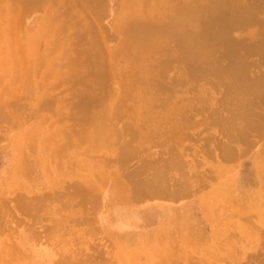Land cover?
Listing matches in <instances>:
<instances>
[{
	"label": "rangeland",
	"instance_id": "rangeland-1",
	"mask_svg": "<svg viewBox=\"0 0 264 264\" xmlns=\"http://www.w3.org/2000/svg\"><path fill=\"white\" fill-rule=\"evenodd\" d=\"M66 1L62 3L61 8L59 9V10H63L64 13L71 11V8H69L70 2H67L66 3L67 6H66L65 5ZM105 1H106L105 4H107L105 11H104L105 17H102V18L99 17L100 21L96 20L98 24L95 22L94 18H93L94 20L93 21L92 17L88 18L86 16V13L83 11L81 12V10L78 11L81 13L80 17L74 18V20H75V25L78 28H81L83 26L81 29L85 31L83 32L84 33L83 35L85 36L83 37L85 42L88 39H90L91 35L89 33V30L90 32L91 30L92 31L94 30L92 28L90 29V27L94 26L95 29L98 30L97 35L98 36L101 35V37H98L95 33L97 32V30L94 31V34L97 36L98 44L100 45L102 43L100 45L101 48L102 47L105 48L106 46V49L108 52V50H112L116 44V40L115 39L113 40V36L111 33V26L116 20L115 19L116 14L119 9V4H118L119 0H105ZM163 1L166 2L165 10H167V14L170 16H171V13H173V11H179L180 8L183 9L185 5L189 4L188 2H191V0L190 1L188 0H163ZM243 2H245L247 6H250L254 9L252 10L254 11L253 13V17L255 18L253 19L254 22L252 21L253 24L251 23L240 24L239 26L233 27L232 29H230L231 32L229 31L228 38L229 40L231 39L230 41L233 42L234 45L237 46L236 50L240 53L239 56L241 57V63L243 62L244 64L242 65L246 66V69H247L246 70L247 77H249V79L251 78V80L252 78L255 79L256 77L257 79L260 78L261 83L264 84V58H263V54L261 55L262 52L260 48L258 49V47H261L264 44L263 42L264 41V25H263L264 23V0H243ZM55 4L56 3H52V7L53 6L55 7L56 6ZM11 6H12V3H11ZM77 7L76 8L74 7V8L78 10ZM169 9L170 10L173 9L171 10L172 12L168 11ZM42 13H43L42 10L41 12L39 10H36V11L33 10L27 14L25 12L20 11V14H21V16H19L20 21L23 22L24 20L23 23H26L28 26H33L34 19L38 16H42ZM87 15L89 16V13ZM88 21H91L90 25ZM260 21H262L263 23ZM92 22L96 26L93 25ZM17 24H15V28L18 26ZM76 33H77L76 29H70L67 31V35L70 36L69 37L70 43L66 46V48L64 49V52L63 50L62 52L61 51L58 52V54L62 53L66 58L73 60L72 62H69L71 63V65L68 64V66L64 67L62 74L61 75L59 74V76L55 79V81L48 82L47 86L45 85L46 87L41 88L40 90V92L42 91V93L45 94L46 100L51 101V107L53 109L51 110L50 113H48L49 111L47 110L45 111L41 110L39 108V104L29 106L30 104H28V101L24 100L21 95L17 97L18 92H13L14 94L13 96H15L14 98L11 96H6L7 95L6 94L3 98H1V101L3 102H1V105H0V113H2L5 116V115H9L10 109L12 112L16 108V104L19 103L17 104L19 105L17 106V108L23 107V106L25 107L23 108V110L24 109L25 110L24 111L22 110L23 113L21 112L22 115H20L22 120L28 121L26 117L30 114H32L33 115L32 117L34 118L35 116H40L44 118L43 126L45 128H48L49 130H51V132L55 131L56 134H58V136L60 134L59 129L61 130L62 132L61 133L62 136L60 137L61 142L58 141V144L60 143L63 144V155L62 157L55 159V161L53 162V169L56 171L57 167H59L61 163H63V165L68 164L67 166L69 170L71 171V174L69 178H66L67 180L65 183V187L63 186L65 190L61 185L54 186L52 189L45 187L46 186L45 179L42 174L43 170L41 171L42 167L40 165L41 158L39 155H37V153L31 152V151H35V148H29L27 146L25 147L19 146V148L16 149L17 151L21 152V156L23 153L24 164L22 160L21 165L23 166L22 168L23 170L14 171L12 160H13V157L15 158V155L13 152L14 149L11 146L12 140L14 139L15 136H19V139H21L22 138L21 135L24 133V131L22 128L12 127L11 125H9L7 121L5 122V120L3 121L0 120V124L2 121V124L0 125L1 127L0 136L2 138L0 139V198L5 199L4 201L7 203L8 207L12 209L16 205L15 203H16V200L19 194H20L19 197L24 198L25 196L26 199L37 198L38 196H39L38 198H41V197L47 198V196H50L51 194H53V191H54V194L58 195V193H62L63 191L64 192L70 191L71 190L70 186L73 183L83 182L86 180L87 184L92 186L93 198L95 199L97 197L98 202L96 199L95 201L96 206L95 207L92 206L93 207L92 208L88 205V207L91 208V209H88L86 208L87 205L81 206V207L78 206L79 204L76 205L77 204L76 200H74L75 202L74 201L72 202V204L74 203L72 205L73 207L70 208L71 206L70 205L66 207L67 209L66 208L60 209L61 201L58 200V197H55L54 200L55 201L58 200L57 202L58 203L60 202V204L55 203V202L53 203V201H50L47 199L46 202H44L43 210L47 207V206L45 207V205H48V204H49L48 207L50 209L46 208L45 211L43 212L42 210H40L42 212V215L43 214L45 215L42 216L41 213L38 212L40 216L38 215L39 217L37 218L39 219L35 217L33 218L35 220V221L33 220L35 223L32 221V218L30 220V216L26 214L28 216L27 217L23 215L22 213H20L18 210L13 211L12 214L14 215H11V214L5 215L1 223L3 227L2 229H4V230L1 229V231H5V232H0V249L1 250L4 249L6 251L5 247L11 246L15 244V242L18 243L17 240H19L18 239L19 235L22 232H27V231L35 232L36 231L35 234L40 235L41 237L39 238L38 236L39 238L38 240L36 239L37 236L31 233L34 236V237L31 236L32 243L40 251L39 252L40 255H37L36 259L34 258L31 260V258L24 257L23 259H21V262H18L15 259H13V256H11L8 253L5 255V260L9 261V264H12L14 262H16L17 264H28L31 261L35 264H54V263L56 264V262H58V264H61L59 262L60 260H62L64 256H66L67 254H72V256H75L78 259L81 258L83 260H86V259L91 260L92 258H94L92 260L96 261L98 258L97 260L98 263L96 261L95 262L96 264H101V263L103 264H124L120 262L121 261L120 259L124 257H127V258L132 257L131 254L136 249V247L139 246L140 239H143V240L145 239L147 242H149L147 240L148 236L145 237V234L147 232H150L151 229L156 227L158 218L160 219L164 218L163 213H167L166 211L168 207H171V208L175 207V208H180V210H183L185 214L180 215V217H176L177 218L176 223H174L172 228H174L175 225L177 226L175 227L176 230H174V233H173L174 236L172 237V239H170L171 241H169L166 238L164 239L165 241H163L162 243L157 244V243L150 242L149 243L150 245L154 246L155 244L157 245L155 247H158L159 244H161V246L167 247L170 244L173 250L174 259H178L181 263L186 262L185 264H241V263L242 264L243 263L245 264L246 263L247 264H264V263H260L261 262L260 259H262V262H264V257H263L264 256V207H263L264 206V199H263L264 198V183H261L259 175L257 174L256 167L254 165V160H255L254 155H256L263 148L262 142L264 140L263 139L264 133L261 135V142H257V140H253V138H251L252 140H250V142L253 141L254 142L253 145H249L247 147H244L245 145H242V144L238 145V148L242 149V152H245L244 154L242 153L241 156H239L240 154L239 155L236 154L239 157L235 156L229 161H227V159H225L226 160L225 161L219 156L221 155L220 154L221 146L228 143L227 142L228 138H226L227 130H225L226 124L224 126L222 121L229 119V117H231L230 114L233 115L236 112V109H235L236 105L234 106V104H236L235 99L237 98L233 96L234 94H233L232 88H230L231 91L228 90L229 93L224 92L225 90H227L225 88L229 87L228 85L231 83V80L226 78L224 75L221 76L220 73L219 74L217 73L215 75L207 74L205 75V78L203 76L201 78H195V79L191 78L192 80L188 81V80H185V78L179 76L178 74V69L182 71L186 70L185 67L183 68L184 65L183 66L181 65V68H180V64L176 65L174 64V62H172L171 64H173V68L171 69L169 67L170 70L168 69V71L165 72L164 74L166 75L165 77H159V75H157L158 77L155 76V78L156 77L158 78V81L161 80L160 82L165 88L164 96L166 95L168 96V98L165 96V100L163 101L164 103L158 102L156 105H154L153 110L154 112H156V114L158 113V115L160 116L161 113L162 115L164 114L165 112L164 110H167L168 108L172 106V108L175 109L173 112L175 114L177 112L176 114L177 117L175 116V114H174V117H176L180 121L178 122L180 123L179 124L180 126H178L177 124L179 128L174 130L170 136L154 137L152 138L153 141L147 140L145 137H142V134H144L145 136V133L152 132V127L148 126L145 123L146 122L145 118L147 115H145V112L143 110H142L143 112H141V109H139L138 107H136L137 111L133 109L134 106H136L135 101L132 102L130 100L132 102L131 103L130 101L126 100L125 102H123V104L124 103H127V104L126 106L123 104L121 105V108L119 110V115L116 118L117 120H114L111 123L113 124L112 126L113 128L116 127L115 129L117 130H113V131L115 132L118 131L117 132L119 133L118 137L120 136V138L118 139L120 140L114 143L115 146L114 147L112 146L110 151H104V150L95 151L92 148L93 146L91 145L93 143L89 142L91 140L90 138L85 137L86 140L87 139L88 140L85 141L84 143L83 142L79 143L80 141H77L80 138L81 140H84V136H88L89 132L92 134L94 130V129L93 130L89 129V128H93V126L90 125L92 124V121L90 120V117L83 116L84 114H82V112L80 111L81 107H79L80 105L78 104V102H79L80 93H82L80 89L82 88L84 84H87L86 81H90V79L92 78L91 76L92 72L94 73L96 71L95 69L91 71L89 67L87 68L86 67L87 65H85L84 61L83 62L78 61V59L84 60V58H82V55H83L82 51L87 49L88 47L85 42L83 44L82 42L81 43L78 42V39H76V36L78 34L76 35ZM9 42L12 43V41H9ZM99 45L98 47L100 48ZM218 47H219L217 49L218 55L217 53L214 52V54L216 55L213 58L216 59V61L218 60V62L222 61V63H220L222 66H227L229 64V60L227 58H222L220 56V53H221L220 51L223 50L222 49L223 47L225 49L226 46L219 45ZM253 48L255 51L253 50ZM106 49L105 50L100 49V51L102 50L101 52L104 55L108 54L107 52L104 53ZM21 55L22 56H18L19 63L15 62V64L13 65L6 66L5 69L15 70L17 67L19 68L21 64V60L24 61L23 65L26 66L28 63L27 62L28 60H26L28 59V56H26L25 54H21ZM56 57L57 56L55 55H50L44 61V64H42V66L45 67L46 61L47 63H49L50 61L52 62L54 61ZM107 57L109 56L108 55L104 56V58L109 60V58ZM219 57L221 58V60ZM106 59H105V63L107 61ZM163 59L166 60L165 57ZM112 60H113L112 62H114L115 67L113 65H110L109 61L107 62H109L108 65L110 66H107V64L105 65V70L107 67L111 68V69L107 68L108 73H112L111 71H114V68L116 70V65H119V62H120L119 60H115V59H112ZM260 62L262 63V66ZM153 65H155L156 67L157 64L155 63ZM175 65L178 66V68H176ZM111 66H113L114 68ZM26 67H29V66H26ZM155 67L154 69L156 71L158 67L156 68ZM81 71H85L86 74L82 75ZM64 72H67L68 75L64 74ZM9 77L7 78L11 80ZM217 77L219 78V80H217L218 79ZM220 77L224 83L220 81ZM81 78H83V80H81ZM111 78L112 77H110V79ZM8 79L0 81V89H2L3 86L5 87V85L9 83ZM110 79L108 78L109 82L107 84V87L109 88L113 86V89L111 87V89L108 90V92L110 91L111 93H114V94L108 96L107 93H104L99 90H94L91 93L93 96L96 97L95 100L97 101V102L95 101L94 103L95 105L93 104L92 107H90L92 114L94 113L98 114L99 112H101V109H104L109 104H111V100H109L110 98L108 97H112V96L114 97L115 95L119 93V82H117L118 80L116 78H113V80H110ZM114 79L116 80V82L114 81ZM82 81H85L84 84H81ZM110 81L114 82L113 85L111 84L112 82L110 83ZM215 82H216V86L213 85L215 84ZM218 82H221V84ZM226 82L228 83V85L226 84ZM224 84L227 85V87L224 88ZM146 86L143 85L139 89V92L143 96H148L150 92L149 90H147ZM230 87H232L231 84H230ZM100 95L102 96L100 97ZM200 95H202L201 99H200ZM103 96H106V97H103ZM140 96L137 98L139 105H141V99L143 97L142 96L140 99ZM161 96L163 95L161 94ZM106 98H108L109 102L107 101ZM10 99L12 100V102ZM143 100H144V97H143ZM103 101L107 102V105H104L105 103ZM2 103H6V104L2 105ZM6 105H9V106H6ZM232 106H234V109ZM125 107H128V108H125ZM4 108H5V111L7 110V112H9L8 114L7 112L6 113L4 112ZM26 108L28 111L26 110ZM32 110H34V112ZM127 110L129 111V113ZM120 112L122 114H120ZM130 112L131 114L132 113L133 114L131 115ZM123 113H126L127 116L131 115L130 118L127 117L126 119L124 117L126 115L123 116ZM83 117H86L88 119H85L84 121ZM122 117L125 118L124 119L125 121L123 120ZM221 119L222 121H219ZM32 121H33V118H32ZM129 122L130 124L131 122H133L131 124L133 127H131V125L129 126ZM82 123H85V124H82ZM127 125L128 127H130L129 128L130 132H132L131 134L129 132L130 134L129 136L131 138L127 137L128 132L125 131L126 129L129 131ZM136 130L139 132H137ZM182 131H183V134H182ZM122 133L124 134L122 135ZM132 135L134 139L132 138ZM139 135L141 138H139ZM177 136L179 137L178 139H177ZM127 139L130 141L129 143L127 142ZM131 139L133 141H131ZM136 139H137V144L135 142ZM128 144L129 146L131 144L132 146H135L134 150L136 153L135 155H133L134 157L133 156L130 157L131 159L129 158L128 161L127 160L126 162L121 161L119 163L118 162L119 159L116 158L119 152L118 150H120L122 146L128 145ZM174 148L175 150H177L176 151L178 152L177 154L175 153ZM243 148H246V149H243ZM258 149L259 151H257ZM137 150H139V153H137L138 152ZM70 155H71V158L68 159ZM173 156H175L176 160L179 159L178 161H182L185 163L183 164L185 165L186 168L184 169V166L181 165L180 173L181 171H182L181 173L182 175H184L185 173L187 177L186 179H188L187 183H189V188L192 186V182H194L193 183L194 186L189 189L191 192L190 196L187 195L186 197H182L179 200H172V199H167V198L166 199L165 198H145L140 201H133V202L130 201V203L127 204L128 207L135 208L137 211L141 212L142 214L141 217H138L137 213L131 214L125 211L124 209H126L127 207L124 205L123 202H121L122 201L121 191H120L121 189L118 188L116 184L118 183L122 185L123 187H125L127 190V194L132 195L130 188L132 189L137 182H140L141 180L145 178L147 180L153 177L152 174L155 172L156 169H158L161 172H165V174L167 172L166 177L168 176L169 177L165 179V183L166 182L168 183V181L170 180L169 185L170 184L172 185L178 179L180 175L178 173L179 170L176 172V170L168 171L166 169V167L169 166L166 163L169 162L170 164L172 160L175 159ZM108 158L111 162V164L110 162L108 163L109 165L107 164L108 161H106L108 160ZM260 160L264 161V155L261 156ZM112 161L114 163L116 161V164L114 166H111L113 164ZM122 162L123 164H121ZM118 165H120L121 167ZM159 167L161 168L159 169ZM182 167L184 170L182 169ZM139 168L141 170L142 168H144L146 171H144L143 173L140 171ZM49 170H50V167H49ZM185 170L188 173L185 172ZM19 171H21L22 173ZM137 171L139 173H137ZM125 173L126 175H130V174H133V175L126 176V177H129V178H126ZM22 182L29 184L30 189L28 188L24 189L21 186ZM32 184H34L33 185L34 187L32 186ZM196 184L199 185V187L196 186ZM195 186L196 188H194ZM67 187H69L70 189L68 190ZM111 187L112 189H110ZM213 190H217V191L219 190L218 195L215 198L214 196H212L210 199H207L208 195ZM16 193L18 194V196ZM41 194L42 196H40ZM12 197L16 199H13ZM98 203L99 205L97 207ZM204 203L207 205L209 204V207H210L209 215H211L209 217H211L212 219L207 217L205 215L206 213H203V211L200 210L199 206ZM215 204H217L218 207L215 206ZM258 204H260V207H258L259 206ZM53 205L55 206V208L53 207ZM56 208L60 210L58 214L56 213L54 214L53 212L56 210ZM64 209H66V211ZM36 213L32 212L31 214L36 215ZM81 213L82 215H80ZM11 216H13V218H11ZM14 216H15V219H14ZM42 217L44 221H41L40 218ZM185 217L187 218V220L185 219ZM18 219H21L23 223L21 222V224H19L20 222H18ZM184 219L186 220V223L184 222L185 221ZM78 220L79 221L81 220V222H78ZM83 220L84 222H82ZM85 220L87 223L85 222ZM181 220H182V223H181ZM36 221H39V222L37 223ZM118 221L119 223H122L124 225H128L129 223H130L129 225H132L134 223L137 224V228H135L136 233L134 230L133 236L131 237L130 240H126V238H123V237H120V239H116V237L111 236L110 230H112L113 227L115 228L117 227ZM148 221H150V223ZM17 222L19 226L16 224ZM110 222L113 223L112 226L109 224ZM79 223H82L83 225L81 224L80 225L81 227H80L78 225ZM47 227L49 228L47 229ZM53 227L57 228V231H58L57 233L54 232ZM64 228H66V232H64L65 231ZM87 228H89V230H87ZM238 228H244L247 230L248 233L243 235ZM83 229L87 230L85 234L83 233L84 231ZM11 230L13 231V233ZM43 230H46V231L44 232ZM71 230L73 231V233L77 231L75 235L70 234ZM47 231L48 233H46ZM167 231L169 234L163 233V236H168L173 232L172 229H167ZM175 231H177L178 233L176 234ZM41 232H44V233H41ZM49 233L51 237L48 235ZM62 234H66V235L62 236ZM47 236H49L50 238L46 239ZM80 236H81L80 239L82 241L86 240L85 243H82V241L79 240ZM34 238L36 241H34ZM73 238L75 239V243L72 240ZM45 239L47 243L45 242ZM131 240H133L132 241L133 244L132 242H130ZM10 241H13V242H10ZM72 242L75 244L74 245L75 247L73 246ZM76 242L77 243L80 242V244L76 245ZM96 245L98 247H96ZM81 247L83 248V251L81 250ZM77 248H79L81 251L77 250ZM150 249H152L151 246L142 248V251L140 252L141 254L139 255H143V256L141 257L139 256L137 257V259L133 258V259H136L135 264H155V263L147 262V261H150L151 259L150 258L149 260H147V258L150 256L149 254L151 251ZM80 252H83V253H80ZM99 252L102 254H99ZM47 253L49 254V256H46ZM56 253L59 255L61 254V256L63 255L64 256L60 258L61 256H58ZM87 253L88 255L90 254L91 256L87 257ZM95 253L97 256L95 255ZM257 253L259 254L257 255ZM253 255L254 256L256 255V257H254ZM259 256H260V259H259ZM256 258L259 261H257ZM104 260L107 262H105Z\"/></svg>",
	"mask_w": 264,
	"mask_h": 264
},
{
	"label": "bare ground",
	"instance_id": "bare-ground-1",
	"mask_svg": "<svg viewBox=\"0 0 264 264\" xmlns=\"http://www.w3.org/2000/svg\"><path fill=\"white\" fill-rule=\"evenodd\" d=\"M64 1H66V0H0V81L8 79L7 77H9V76H10L9 78L11 79V80L8 79L9 80L8 81L9 83L7 84L8 86L5 85V87L3 86V88L0 89V105H1V102H3V101H1V98H3L6 94H7L6 96H11L14 98L15 96H13L14 95L13 92H18L17 97H19L21 95L24 100L28 101V104H30L29 106L39 104V108L41 110H44V111L45 110L49 111L48 113H50L51 110L53 109L51 107V101L46 100L45 94H43L42 91L40 92V90H41V88L46 87L48 82L55 81V79L59 76V74L60 75L62 74L63 68L68 66V64L71 65V63H69V62L73 61V60H70L69 58H66L62 53H61L62 55L60 53L58 54V52H60V51L62 52V50L64 52V49L70 43V38H69L70 36L67 35V31L70 29H76V31H77L76 35L78 34L76 36V39H78L79 43L82 42V44H83L85 42V40L83 38V37H85L83 35L84 34L83 32H85V31L83 29H81L83 26L81 28H78L75 25V20H74V18L80 17L81 13L78 11L81 10V12L82 11L85 12L86 16L88 18L92 17V20L94 18V20L96 22V20L98 21L100 19L99 17H101V18L105 17L104 11H105V8L107 5V4H105L106 3L105 0H70V1L68 0L65 2V5L67 2H70L69 8H71V11L64 13L63 10H59L62 6V3H64ZM188 1H190V0H188ZM11 3H12V6H11ZM52 3H56L55 4L56 6L52 7ZM188 3L189 4L186 3L187 4V5H185L186 7L184 6L183 9L182 8H180V10L178 9L179 11H173V13H171L172 12L171 10H173V9H171V10L169 9L168 11H171L170 12L171 16H170L167 14V10H165L166 2L163 0H119L118 1L119 9H118V12L116 14V18H115L116 20L113 23V25L111 26V33L113 36V40L114 39L116 40V44H115L114 48L112 50H108V52H107L106 46H105V48L104 47L101 48L100 45L102 43L100 45L98 44V41H97L98 30L95 29L94 26H93L94 28L92 26L90 27V29L92 28L94 30L93 31L91 30V32L89 30V33L91 36H90V39H88L85 42L88 48L82 51V53H83L82 58H84V60L78 59V61H80V62L84 61L85 65H87L86 66L87 68L89 67V69L91 71H93L95 69L96 72H94V73L92 72V75H91L92 78L90 79V81H86L87 84L89 83L88 85L84 84L85 81H82L81 84H84V85L80 89V91L82 93H80L78 104L80 105L79 107H81L80 111L82 112V114H84L83 116L90 117V120L92 121V124H90V125H92L93 128H89V129H92V130L94 129V130H93L92 134L89 132L90 135L88 133V136H84V140H81V138L80 139L78 138L79 140H77V141H80L79 143H82V142L84 143L85 141H87L88 139L86 140V138H85V137H87V138L91 139L89 142H92L93 144H91V143H89V144H91L93 146L92 148L95 151L96 150L110 151L112 146L113 147L115 146L114 143H116L120 140V139H118V138H120V136L118 137V134H119V133H117L118 131H116V132L113 131V130H117V129H115L116 127L113 128L112 127L113 124H111V123H112V121L117 120L116 118L119 115V110L121 108V105L126 100L127 101L131 100L132 102L135 101L136 106L133 105L134 106L133 109L137 111L136 107H138L139 109H141V112L144 111L145 115H147L145 118V121H146L145 123L148 126L152 127V132L151 133H148V132L145 133V136H144V134H142V137H145L147 140L153 141L152 138H154V137L170 136L173 133V131L176 130L177 128H179L178 126H180L179 125L180 123H178L180 121L176 118L177 112L175 114L173 112L175 109H173L171 106L170 108L167 107L168 109L164 110L165 111L164 114L162 115V113H161V115L159 116L158 113L156 114V112H154L153 108H154V105H156L158 102L164 103L163 101L165 100V96H166V95L164 96V94H165L164 89L165 88L162 85V83L160 82L161 80L158 81L157 75H159V77H165L166 75H164V74H165V72L168 71L169 67L171 69L173 68V64H171L172 62H174V64H176V65L180 64V68H181V65L182 66L184 65L183 68L185 67L186 70L182 71V70L178 69V74H179V76L185 78V80H188V81L192 80L191 78H194V79L195 78H201L202 76L205 78V75H207V74H214L215 75L217 73L218 74L220 73L221 76L224 75L226 78L231 80L230 84L232 87H230V84L228 85V83H227L230 80L227 81L226 84L229 87H227V85L224 84V88L227 87V88H225L227 90H225L224 92H228V90L231 91L230 88H232L233 94H234L233 96H235L238 99V100L235 99L236 104H234V106L236 105L235 109H236L237 113L234 110L235 113L233 115L230 114L231 117H229V119H226L224 121H222V119L219 120V121H222L224 126L226 124V126H225V130H227L226 131V133H227L226 138H228L227 139L228 141L226 140L228 143L222 145L221 149H220L221 153L219 152L221 154L219 156L222 159H224V160L227 159V161H229L239 154H240L239 156H241L242 153L244 154L245 152H242V149L238 148V145H240V144L245 145L244 147H247L249 145H253L254 142L253 141L250 142V140H252L251 138H253V140H257V142H261V135L264 133V84L261 83L260 78L257 79V77H256L255 79L252 78V80H251V78L249 79V77H247V72H246L247 69H246V66L242 65L244 63L243 62L241 63V57L239 56L240 53L236 50L237 46L234 45V43L230 41L231 39L229 40V38H228L229 37L228 36L229 31L233 27L239 26L240 24H248V23L253 24V22H254L253 19H255V18L253 17L254 11H252V10H254V9L250 6H247L245 4V2H243V0H191V2H188ZM72 5L75 8L78 6L79 7V8L77 7L78 10H76ZM33 10H35V11L39 10L40 12H41V10L43 11L42 16H38L34 19V21H33L34 25L33 26H28L26 23H23L24 20H23V22L20 21V17H19V16H21L20 11L25 12L27 14ZM88 13H89L90 17L87 15ZM102 15H104V16H102ZM24 16H26V15H24ZM28 16H29V14H28ZM88 22L90 25L91 21H88ZM260 22H262V21H260ZM15 24L18 25L17 26L18 28L17 27L15 28ZM92 24H93V22H92ZM30 25H32V24H30ZM93 25H95V24H93ZM263 25H264V23H263ZM96 30H97V32H95V33L97 36L94 34V31H96ZM212 30H213V32H212ZM80 31H81V33H80ZM210 33H212V34H210ZM98 37H101V35ZM9 41H12V43H10ZM260 43H262V42H260ZM241 44H243V43H241ZM98 45L100 46V48L98 47ZM219 45L226 46L225 49H224V47L223 48L221 47L223 50L220 51L221 52L220 56L222 58H227L229 60V64L227 66H222L220 64V63H222V61L218 62V60L216 61V59L213 58L216 55V54H214V52L217 53V55H218L217 49L219 48L218 47ZM254 48H253V50H254ZM259 48L262 52L261 55L263 54V58H264V44L261 47H258V49ZM100 49H104V50L106 49V51H104V53L105 52L108 53L105 55L109 56V57H107V58H109V60L104 58L105 55L101 52L102 50L100 51ZM21 54H25L26 56H28V59H26V60H28L27 61L28 63L26 66H29V67H26L25 65H23L24 61L21 60V64H20L19 68L17 67L15 70L5 69L6 66L13 65V64H15V62L19 63L18 56H22ZM50 55H55L57 57L52 62L50 61L49 63H47V61H46L45 67L42 66V64H44V61ZM166 56H168L169 59ZM164 57L166 58V60L163 59ZM215 58H217V57H215ZM105 59L107 61H109L110 65H113L114 67H115V65H114V62H112L113 61L112 59L120 61L119 65H116V70L113 66H111L114 68V71H111L112 73H108L107 68H109V69H111V68L107 67L110 65H108L109 62H107V61L105 63ZM220 60H221V58H220ZM155 63L157 64L156 67H158L156 71L154 69L155 65H153ZM106 64H107V66H106L107 72L105 70ZM260 64L262 66L261 62H260ZM176 65H175V67L178 68V66H176ZM76 73H77V71H76ZM64 74L68 75L67 72H64ZM81 74L84 75V74H86V72L81 71ZM155 76H157V77L155 78ZM110 77H112V78L110 79ZM108 78L110 80H113V78H116L118 80L117 82H119V93L117 95H115L114 97L113 96L108 97L109 95L114 94V93H111L110 91L108 92V90H110L111 87L113 89V86H111L109 88L107 87V84L109 82ZM155 79H157V80H155ZM81 80H83V78H81ZM217 80H219V78ZM114 81L116 82L115 79H114ZM147 81H148V83H147ZM220 81L223 82L221 77H220ZM111 82L112 81H110V83ZM216 82L213 85L216 86ZM221 82H218V83L221 84ZM113 83L114 82H112L111 84L113 85ZM143 85H145V86L147 85L146 86L147 90L150 91L149 94L147 93L148 96H143L139 92V89ZM94 90H99V91H102L104 93H107L108 94L107 97L110 98L109 100H111V104H109L105 108L102 106L104 109H101V112L98 111L99 112V113L97 112L98 114H95V113L92 114L91 113L92 111L90 110V107H92V105L96 101L95 100L96 97L91 94ZM204 90H206V89H204ZM114 91H115V89H114ZM200 91H201V89H200ZM109 93H111V94H109ZM161 94L163 96H161ZM170 94H171V92H170ZM138 95L139 96L141 95L140 99L142 96L144 97V100H143V97L141 99V105H139V103H138V99H137L139 97ZM101 96L102 95H100V97ZM201 96L202 95H200V99H201ZM103 97H106V96H103ZM166 97L168 98V96H166ZM224 97H225V95H224ZM235 97H233V98H235ZM108 98H106V99L109 102ZM99 99H101V98H99ZM227 99H228V97H227ZM160 100H162V101H160ZM11 102H12V100H11ZM104 103H105L104 105H107V102H104ZM4 104H6V103H2V105H4ZM17 104H19V103H17ZM17 104H16V108L12 112L10 109V113L7 112V110L5 111L6 107L4 108V112L5 113L7 112V114L9 113V115L4 116L2 113H0V120H2V121L5 120V122L7 121L9 123V125H11L12 127L22 128L24 131V133H23L24 135L23 134L21 135L23 139L22 138L19 139V136H15L14 139L12 140L11 146L14 149L13 152L15 155V158L13 157V160H12L14 171L23 170L22 169L23 166L21 164H22V162L24 164L23 153L21 156V152L17 151L16 149H18L19 146L20 147L27 146L29 148H35V151H31V152L37 153V155H39L41 158V161H40L41 164L40 165L42 167L41 171L43 170L42 174H43L44 179H45V185H46L45 187L50 188V189H52L54 186H60V185L62 187L63 186L65 187V183L67 180L66 178H69V176L71 174V171L69 170V168L67 166L68 164L66 163L67 165H63V163H61L60 166L57 167L56 171L53 169V162L55 161V159L62 157V155H63V144H61V143L58 144V141L61 142V139H60V137L62 136L61 130L59 129V132H60L59 136H58V134H56L55 131L51 132V130H49L48 128H45L43 126L44 118L40 117V116H35V118H34V117H32L33 115L30 114L31 116L28 115L26 117L28 119V121L22 120L20 115H22V113H23L22 110L25 107L23 106V107L17 108V106H19ZM126 104L127 103H124L123 105L126 106ZM6 106H9V105H6ZM234 106H232L233 109H234ZM7 108H9V107H7ZM125 108H128V107H125ZM26 110H27V108H26ZM34 110H32V111L34 112ZM138 111H140V110H138ZM128 113H129V111H128ZM120 114H122V113L120 112ZM130 114H131V112H130ZM174 114L176 117H174ZM25 115H27V114H25ZM124 115H126V113H123V116ZM131 115H129V116L126 115L124 117L127 119V117L130 118ZM86 117H83L84 121H85V119H88ZM32 118H33V121H32ZM125 118H123V120ZM2 121H1V124H2ZM129 121H130V119H129ZM116 122H118V121H116ZM132 123L133 122H131V124ZM82 124H85V123H82ZM131 124L129 122V126ZM177 124H178V126H177ZM134 125H135V123H134ZM221 126H223V125H221ZM127 127H128V125H127ZM131 127H133V126L131 125ZM226 127H227V129H226ZM129 128L130 127H128V129ZM124 129H126V128H124ZM125 131L128 132V136L127 135L126 136L131 138L129 136L132 133V132H130V129H129V131L127 129ZM129 132H130V134H129ZM137 132H139V131H137ZM66 134H67V132H66ZM123 134L124 133H122V135ZM182 134H183V131H182ZM74 135H76V134H74ZM132 138L134 139L133 135H132ZM139 138H141L140 135H139ZM178 138L179 137L177 136V139ZM0 139H2L1 136H0ZM137 139L135 141L136 144H137ZM131 141H133V140L131 139ZM127 142L129 143L130 141L127 139ZM262 143H263V148L260 151L258 149L257 151H259V152L258 153L256 152L257 154L254 155L255 156L254 165L256 167L257 174L259 175L261 183H264V161L260 160L261 156L264 155V140ZM178 144H179V142H178ZM236 145H237V147H236ZM131 146H132V144L130 146H129V144L124 145L121 147L120 150H118L119 152H118V155L116 158L119 159V161H118L119 163L121 161L126 162V160L128 161L130 157L135 155V153H136L134 150L135 146H132V147ZM85 148H87V147H85ZM243 149H246V148H243ZM174 150H175V148H174ZM137 151H138L137 153H139V150H137ZM176 151L177 150H175V153L177 154L178 152H176ZM239 156H237V157H239ZM173 157L175 158V156H173ZM69 158H71V155H70V157H68V159ZM177 159H178V157H177ZM114 160H116V159H114ZM175 160H176V158L173 159L170 164H169V162L166 163L167 165H169L168 167H166V169L168 171L169 170H174V171L176 170V172H177L179 170L178 173L180 175L178 174L179 177L174 183L172 181V183H173L172 185L171 184L169 185L170 180L168 181V183L167 182L165 183V179H167L169 177V176L166 177L167 172L165 174V172H161L158 169H156L155 172L152 174L153 177H151L150 179H147V180L145 178V179L141 180L140 182H137L132 189L130 188L132 195L127 194L126 188L117 183L116 185L118 186V188L121 189L120 190L121 191V198H122V199L120 198L122 200L121 202H123L124 205L127 207L124 210L131 213V214L137 213V216L141 217V215H142L141 212L137 211L135 208L128 207L127 204L130 203V201H132V202L133 201H140V200H143L145 198H165V199L167 198V199H172V200H179L182 197H186L187 195L190 196L191 192L189 189L194 186V184H193L194 182H192V186L190 185L191 187L189 188V183H187L188 179H186L187 177H186L185 173H184V175L181 174L182 171L180 173L181 165L184 166V169L186 168L184 165L185 163L182 161H178L179 159L176 161ZM106 161H108L107 162V164H108L110 162L109 158ZM113 161H112L113 164L111 166H114L116 164V161H115V163ZM110 164H111V162H110ZM121 164H123V162ZM120 165H118V166H120ZM49 167H50V170H49ZM160 168L161 167H159V169ZM182 169H183V167H182ZM140 171L144 173V171H146V170L144 168H142V170L140 169ZM19 172H21V171H19ZM185 172H187V171L185 170ZM137 173H139V172L137 171ZM130 175H133V174H130ZM130 175H126V173H125V177L130 176ZM126 178H129V177H126ZM196 182H197V180H196ZM33 185L34 184H32V186ZM21 186L24 189H27V188L30 189L29 184H27V183L22 182ZM196 186L199 187V185H197V184H196ZM196 186L194 188H196ZM67 188H68V190L71 188V190L66 191V192L63 191L62 193H58V195L54 194V191H53V194H51L50 196H47V198H45V197L44 198H42V197L38 198L39 197L38 196L37 198L26 199L25 196H24V198H22V197H19L20 194L18 196V194L16 193L18 198H17L16 203H15L16 205L12 209H10L8 207L7 203L4 201L5 199L0 198V232H5V231H1V229L3 228L1 223H2L5 215H8V214L14 215V214H12L13 211L18 210L23 215L30 216V220L32 218V221H33L34 217L37 218L40 216L38 214V212H40L42 215V212L45 211L46 208H49L48 207L49 204H48V205H45V207L46 206L47 207L43 210L44 202H46L47 199L50 201H53V203L54 202L58 203L57 202L58 200L61 201V204H60V202L58 203V204H60V209L66 208L67 206H70V205H71L70 208L73 207L72 205L74 203L72 204V202L74 200H76V203H77L76 205L79 204L78 206H80V207L87 205L86 208L91 209L90 207L96 206L95 201H96L97 197L94 196L96 198L95 199L93 198L92 186L88 185L86 180L83 182H75L70 186V188L69 187H67ZM110 189H112V187ZM64 190H65V188H64ZM125 191H126V193H125ZM218 191L217 190L211 191L210 194L208 195L207 199H210L212 196H214V198H215L218 195ZM45 193H47V192H45ZM47 194H49V193H47ZM219 194H220V192H219ZM40 196H42V194ZM55 197H58L57 201L54 200ZM13 199H16V198H13ZM97 202H98V199H97ZM88 205L90 207H88ZM98 205H99V203L97 204V207H98ZM258 205H259L258 207H260V204H258ZM215 206H217V204H215ZM53 207L55 208L54 205H53ZM199 207H200V210L203 211V213H206L205 215L207 217L211 216V215H209L210 214L209 213L210 212L209 211V208H210L209 204L207 205L204 203V204L200 205ZM66 209H64V210L66 211ZM40 210H42V212ZM64 210H63V212H64ZM59 211L60 210H58L56 208V210L53 212H54V214L55 213L58 214ZM32 212H34V213L37 212L36 213L37 216L31 214ZM166 212L167 213H163L164 218H161V219L158 218L157 219L156 227L151 229L150 232H147L145 234V237L148 236L147 240L149 242H147L145 239L144 240L140 239L139 246L136 247V249L131 254L132 257L121 258L120 259L121 263H124V264H133L134 263L135 264L137 257L143 256V255H139V254H141L140 252L142 251V248H144V247L146 248V247H150V246L152 247V249H150L151 251L149 250L150 256L147 258V260H149L150 258L151 259H150V261H147L148 263H155V264H185L186 263V262L181 263L178 259H174L173 250H172V247L170 246V244L167 247L161 246V244H159L158 247H155V246H157L155 244H154V246L149 244L150 242L157 243V244L162 243L163 241H165L164 239H166V238L169 241H171L170 239H172V237L174 236L173 233H174V230H176L175 227L177 226V225H175V227L172 228L174 223H176V219H177L176 217H180V215L185 214V212H183V210H180V208H175V207H172V208L168 207ZM43 215H45V214H43ZM80 215H82V213ZM31 216H33V217H31ZM49 216H50V214H49ZM212 216H213V214H212ZM11 218H13V216H11ZM209 218H211V217H209ZM14 219H15V216H14ZM37 219H39V218H37ZM40 219H41V221H44L43 217ZM185 219L187 220L186 217H185ZM48 220H50V219H48ZM64 220H66V219H64ZM186 220L184 221L185 223H186ZM8 221H10V220H8ZM18 222H20L19 224H21V222L23 223V221H21V219H18ZM18 222L16 223L17 225H18ZM36 222L38 223L39 221H36ZM78 222H81V220L80 221L78 220ZM82 222H84V220ZM85 222H86V220H85ZM148 222L150 223V221H148ZM67 223H68V221H67ZM181 223H182V220H181ZM61 224H62V222H61ZM81 224L82 223H79L78 225L80 226ZM109 224L112 226L113 223L110 222ZM129 224L124 225L122 223H119V221H118L117 227L116 228L113 227V229L110 230L111 236L116 237V239H120V237H123V238H126V240H130L131 237L133 236V232H134L135 228H137V224H135V223L132 225H129ZM88 227H89V225H88ZM48 228L49 227H47V229ZM66 228H64V230H65L64 232H66ZM9 229H11V228H9ZM167 229H172L173 232L168 236H163V233L169 234ZM238 229L240 230V232L243 235L248 233L247 230L244 228H238ZM2 230H4V229H2ZM58 230H59V228H58ZM87 230H89V228H87ZM87 230H84L85 232L83 231V233L85 234L87 232ZM43 231L45 232L46 230H43ZM68 231H69V229H68ZM91 231H92V229H91ZM94 231H96V230H94ZM35 232L34 231L22 232L19 235V238H18L19 240H17L18 243L15 242V244L8 246V247H5L6 251L4 249H2V250L0 249V264H9V261L5 260V255L8 253L11 256H13V259H15L18 262H21V259H23L24 257L31 258V260L34 258L36 259L37 255H40L39 254L40 251L32 243L31 236L34 237L33 234L36 235ZM44 232H41V233H44ZM54 232H56V233L58 232L56 227L54 228ZM76 232L73 233V231L71 230L70 234L75 235ZM175 232H176V234L178 233L177 231H175ZM12 233H13V231H12ZM31 233H33V234H31ZM46 233H48V231ZM135 233H136V230H135ZM44 235H46V234H44ZM48 235L50 236V233ZM64 235H66V234H62V236H64ZM218 235H219V233H218ZM36 236H37V238L36 237L35 238L38 240H39V238H41L40 235H36ZM38 236H39V238H38ZM49 236H47L46 239H49L51 237V236L50 237ZM35 238H34V241H36ZM80 238H81V236L79 237V240L82 241ZM46 239H45V242L47 243ZM10 240H11V238H10ZM72 240L75 243V239L73 238ZM85 241H82V243H85ZM132 241L133 240H131L130 242H132ZM10 242H13V241H10ZM73 242H72V244L74 246L75 244ZM77 242H78V240H77ZM77 242H76V245L80 244V242L79 243H77ZM132 244H133V242H132ZM80 246H82V245H80ZM78 247H79V245H78ZM96 247H98V246L96 245ZM101 247H102V245H101ZM77 250H80V249L77 248ZM81 250L83 251L82 247H81ZM89 250H90V248H89ZM100 250H101V248H100ZM80 253H83V252H80ZM92 253H93V251H92ZM99 254H102V253L99 252ZM258 254L259 253H257V255ZM57 255L61 256V254L60 255L57 254ZM95 255H96V253H95ZM46 256H49V254L47 253ZM63 256H61L60 258H62ZM89 256H91V255L90 254L88 255V253H87V257H89ZM122 256H124V255H122ZM254 257H256V255ZM261 257H262V255H261ZM84 258H86V257H84ZM90 258H92V257H90ZM133 258H136V259H133ZM257 258H258V256H257ZM92 259H94V258H92ZM259 259H260V256H259ZM86 260H83L81 258L78 259L75 256H72V254H67L66 256H64L62 258V260H60L59 263H61V264H96L95 262L98 260V258L96 261L95 260L91 261L89 259H86ZM260 260H261L260 263H264V262H262V259H260ZM257 261H259V260L257 259ZM105 262H107V261H105ZM147 262H145V263H147ZM250 262H252V261H250ZM97 263H98V261H97ZM257 263H259V262H257ZM12 264H17V263L14 262ZM28 264H35V263H33L31 261ZM56 264H58V262H56ZM101 264H103V263H101ZM243 264H245V263H243Z\"/></svg>",
	"mask_w": 264,
	"mask_h": 264
}]
</instances>
